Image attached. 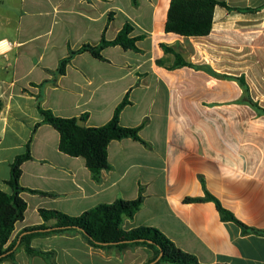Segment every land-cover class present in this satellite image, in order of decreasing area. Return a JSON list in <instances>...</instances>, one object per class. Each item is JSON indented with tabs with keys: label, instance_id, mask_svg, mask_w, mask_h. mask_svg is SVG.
I'll use <instances>...</instances> for the list:
<instances>
[{
	"label": "crops",
	"instance_id": "1",
	"mask_svg": "<svg viewBox=\"0 0 264 264\" xmlns=\"http://www.w3.org/2000/svg\"><path fill=\"white\" fill-rule=\"evenodd\" d=\"M216 1L227 6L215 7L210 33L185 37L166 31L171 0H0V189L11 192L10 164L31 141L20 185L49 193H21L25 217L7 245L44 223L40 209L78 216L134 200L143 188L125 229L155 227L201 264H264V235L222 220L213 201H184L206 189L239 221L264 230V0ZM58 14L61 27L48 26ZM126 24L138 51L109 46L105 60L76 54L63 75L55 74L59 64H43L40 47L62 45L63 59L115 39ZM178 58L191 65L175 66ZM126 95L120 123L140 127L145 143L110 142V169L99 180L83 157L60 151L50 124L33 132L42 121L37 97L56 116L87 114L82 125L100 127ZM31 246L53 252L56 264H146L154 256L145 246L97 248L77 231L36 237ZM0 264L49 262L18 245L15 258Z\"/></svg>",
	"mask_w": 264,
	"mask_h": 264
},
{
	"label": "trees",
	"instance_id": "2",
	"mask_svg": "<svg viewBox=\"0 0 264 264\" xmlns=\"http://www.w3.org/2000/svg\"><path fill=\"white\" fill-rule=\"evenodd\" d=\"M218 5L227 6L216 0H171L166 31L185 37L208 35L212 30L214 9ZM131 32L132 27L126 24L113 40L108 41L103 37L98 45L85 44L77 50H72L68 57L60 60L55 74L63 75L66 66L76 54L89 52L93 57L105 60L102 51L109 46H120L125 50L138 51L136 43L139 37H131ZM183 65L191 64L178 58L175 66ZM240 83L248 92L245 80L240 79ZM37 100V108L42 116V121L35 125L33 132L43 123L50 124L60 134V151L72 157H83L96 180L100 179L103 170L110 169L108 161L110 142L131 138L145 143L139 135L140 127H125L120 123L121 111L130 104L128 95L117 106L111 120L100 127L83 126L81 122L86 120L87 114H83L80 118L56 116L51 109L42 107L39 97ZM246 101L254 104L250 98H247ZM258 110L264 113V109L258 108ZM30 142L26 145L25 153L16 156L10 164V178L6 184L10 187L11 192L8 193L0 189V262L14 259L18 245H24L29 255L42 256L49 264H56L53 261L54 253L33 248L31 246L32 239L77 231L86 238L91 246L97 248L116 247L123 250L130 246L148 247L154 251V256L146 264H201L196 255L179 248L155 227L140 226L130 229L123 227L124 219H133L140 210L144 202L143 188L140 189L139 196L134 200L118 199L112 203H101L78 216H71L58 210L40 209L39 213L44 223L24 228L7 245L14 232L15 224L25 217L27 203L21 193L27 191L49 195V193L24 188L20 185L22 165L32 159ZM184 201L186 203L213 201L216 203L222 220L235 222L242 228L244 234L264 235V230L251 228L239 221L206 189L204 196L187 197ZM50 220H55V223L48 225L47 222Z\"/></svg>",
	"mask_w": 264,
	"mask_h": 264
},
{
	"label": "rangeland",
	"instance_id": "3",
	"mask_svg": "<svg viewBox=\"0 0 264 264\" xmlns=\"http://www.w3.org/2000/svg\"><path fill=\"white\" fill-rule=\"evenodd\" d=\"M59 17L55 16V19H52L51 17L48 18L47 25L51 26V24L55 25L56 28L61 27L62 25V19H61V14H58ZM65 51V47L62 45H49L46 48L45 47H40L39 52L42 53L44 52V63L47 66H54L56 67L57 64H59V60H61L62 55Z\"/></svg>",
	"mask_w": 264,
	"mask_h": 264
}]
</instances>
